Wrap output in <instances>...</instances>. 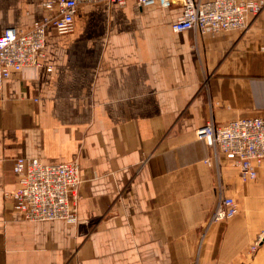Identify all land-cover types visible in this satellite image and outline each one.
<instances>
[{
    "label": "crops",
    "instance_id": "0c3cea01",
    "mask_svg": "<svg viewBox=\"0 0 264 264\" xmlns=\"http://www.w3.org/2000/svg\"><path fill=\"white\" fill-rule=\"evenodd\" d=\"M45 0H0V34ZM181 7L80 6L0 90V264H264V168L241 178L195 129L264 116V0L242 30L175 32ZM50 67V70H47ZM16 156L77 161L75 222L6 196ZM237 213L208 224L220 197ZM254 246V247H253Z\"/></svg>",
    "mask_w": 264,
    "mask_h": 264
},
{
    "label": "built area",
    "instance_id": "2783aa9c",
    "mask_svg": "<svg viewBox=\"0 0 264 264\" xmlns=\"http://www.w3.org/2000/svg\"><path fill=\"white\" fill-rule=\"evenodd\" d=\"M126 0H45V14L27 30L8 27L0 34V90L13 71L38 66L44 56L45 35L72 31L74 15L80 6L101 2L121 4ZM140 7L154 4L179 5L181 13L172 23L175 32L193 30L215 35L247 26L249 14L257 13L263 0H134ZM47 67V70H50ZM215 157L223 155L238 167L241 178H255L264 168V116L236 118L216 124L207 120L195 129ZM16 185L5 195L14 209L29 220H77V194L82 182L77 161L45 163L37 157L16 156L13 163ZM237 202L230 196L218 199L207 223L234 216ZM254 247V246H253Z\"/></svg>",
    "mask_w": 264,
    "mask_h": 264
},
{
    "label": "rangeland",
    "instance_id": "374dc122",
    "mask_svg": "<svg viewBox=\"0 0 264 264\" xmlns=\"http://www.w3.org/2000/svg\"><path fill=\"white\" fill-rule=\"evenodd\" d=\"M162 6H164V5H162ZM175 6H176V7H180V6L177 5V4H176V5H168V6H165V7H175Z\"/></svg>",
    "mask_w": 264,
    "mask_h": 264
}]
</instances>
